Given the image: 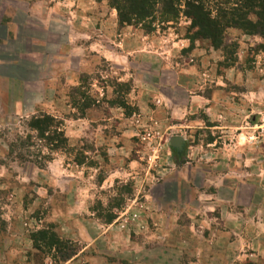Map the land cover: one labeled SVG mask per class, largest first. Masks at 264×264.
<instances>
[{
    "label": "rangeland",
    "instance_id": "1",
    "mask_svg": "<svg viewBox=\"0 0 264 264\" xmlns=\"http://www.w3.org/2000/svg\"><path fill=\"white\" fill-rule=\"evenodd\" d=\"M109 1L0 0V264H264V37ZM40 113L68 137L43 167L10 152Z\"/></svg>",
    "mask_w": 264,
    "mask_h": 264
},
{
    "label": "trees",
    "instance_id": "2",
    "mask_svg": "<svg viewBox=\"0 0 264 264\" xmlns=\"http://www.w3.org/2000/svg\"><path fill=\"white\" fill-rule=\"evenodd\" d=\"M117 10L121 24L143 28L146 33L158 28L175 27L181 17L190 21L188 38L209 40L214 48L229 46V29L238 28L245 33L264 37V0H110ZM227 46V47H226ZM89 101V102H88ZM87 107L91 99H87ZM35 133V134H34ZM34 140V141H33ZM36 140V141H35ZM37 146V147H36ZM68 137L64 122L53 115L40 113L26 121L23 134H18L10 145L17 149V157L43 167L54 152L67 148ZM33 147L37 152L31 151ZM46 232L43 231V234ZM58 239L52 235L49 245ZM36 241V239H35Z\"/></svg>",
    "mask_w": 264,
    "mask_h": 264
},
{
    "label": "crops",
    "instance_id": "3",
    "mask_svg": "<svg viewBox=\"0 0 264 264\" xmlns=\"http://www.w3.org/2000/svg\"><path fill=\"white\" fill-rule=\"evenodd\" d=\"M7 47H4L3 49L6 50ZM16 51H14L15 53ZM186 90H190L189 88H187ZM188 92V91H186ZM188 94V99L186 102V107H188L187 105H190L191 109L194 108H198V106H201L202 104H207L206 102L208 101L205 97L202 96H198V95H194L191 92L187 93ZM212 109V107L210 108Z\"/></svg>",
    "mask_w": 264,
    "mask_h": 264
},
{
    "label": "water",
    "instance_id": "4",
    "mask_svg": "<svg viewBox=\"0 0 264 264\" xmlns=\"http://www.w3.org/2000/svg\"><path fill=\"white\" fill-rule=\"evenodd\" d=\"M184 142H185V139L183 136H172L170 138V145L175 148L180 149Z\"/></svg>",
    "mask_w": 264,
    "mask_h": 264
}]
</instances>
